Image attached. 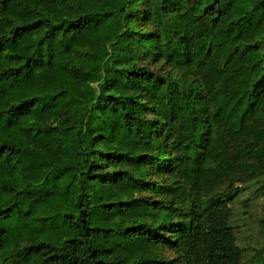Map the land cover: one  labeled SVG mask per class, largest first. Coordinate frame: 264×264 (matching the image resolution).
<instances>
[{
	"label": "trees",
	"instance_id": "obj_1",
	"mask_svg": "<svg viewBox=\"0 0 264 264\" xmlns=\"http://www.w3.org/2000/svg\"><path fill=\"white\" fill-rule=\"evenodd\" d=\"M247 192L264 0H0V264H242Z\"/></svg>",
	"mask_w": 264,
	"mask_h": 264
},
{
	"label": "rangeland",
	"instance_id": "obj_2",
	"mask_svg": "<svg viewBox=\"0 0 264 264\" xmlns=\"http://www.w3.org/2000/svg\"><path fill=\"white\" fill-rule=\"evenodd\" d=\"M249 197L250 194L245 193L235 206L234 224L238 243L246 248L242 264H254L255 256L264 244L259 227V220L264 217V196L256 200ZM259 253L264 254V250Z\"/></svg>",
	"mask_w": 264,
	"mask_h": 264
}]
</instances>
